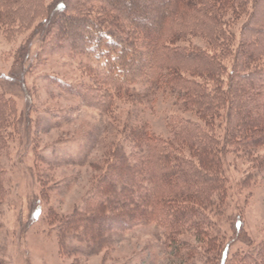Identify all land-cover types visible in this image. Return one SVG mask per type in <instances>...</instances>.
Here are the masks:
<instances>
[{
	"label": "trees",
	"instance_id": "16d2710c",
	"mask_svg": "<svg viewBox=\"0 0 264 264\" xmlns=\"http://www.w3.org/2000/svg\"><path fill=\"white\" fill-rule=\"evenodd\" d=\"M47 12L46 0H0V26L21 33ZM50 26L43 52L88 72L86 83L56 81L80 106L106 115L136 97L175 100L166 136L146 118L126 122L90 196L61 219L60 234L74 231L100 246L111 233L154 226L171 264H264V241L231 253L212 217L230 184L228 150L264 170V0H67ZM17 115L15 100L0 92V208L2 158ZM233 227L242 233L243 218ZM0 264H7L1 256Z\"/></svg>",
	"mask_w": 264,
	"mask_h": 264
},
{
	"label": "rangeland",
	"instance_id": "374dc122",
	"mask_svg": "<svg viewBox=\"0 0 264 264\" xmlns=\"http://www.w3.org/2000/svg\"><path fill=\"white\" fill-rule=\"evenodd\" d=\"M66 2L46 0L47 16L21 33L0 26V92L15 100L18 111L2 158L7 196L0 208V256L7 264H171L174 256L163 248L162 233L154 226L111 233L100 246L81 241L74 231L58 230L61 219L90 196L126 122L137 125L146 118L166 136V117L175 108L171 96L151 94L122 101L102 115L65 95L57 80H89L77 60L43 52L47 31ZM224 159L230 184L225 203L213 212L214 228L231 243V253L256 250L264 241V170L252 169L232 150ZM238 217L244 220L242 233L234 231ZM185 239L197 243L193 236Z\"/></svg>",
	"mask_w": 264,
	"mask_h": 264
}]
</instances>
